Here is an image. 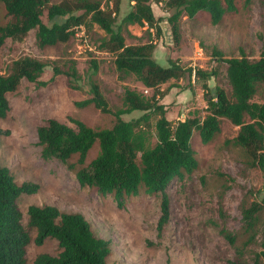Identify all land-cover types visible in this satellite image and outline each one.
Segmentation results:
<instances>
[{
  "label": "rangeland",
  "instance_id": "obj_1",
  "mask_svg": "<svg viewBox=\"0 0 264 264\" xmlns=\"http://www.w3.org/2000/svg\"><path fill=\"white\" fill-rule=\"evenodd\" d=\"M63 0H50L56 3ZM72 1V0H70ZM103 8L113 9L118 3L116 25L126 44L155 43L153 58L162 66L169 59L183 67L214 71L208 79L198 78L192 72L169 79L159 85L164 96L158 98L166 107L165 116L172 122L187 117H204L205 95H212L216 87L223 88L231 98L226 77V63L222 58L239 56L259 57L264 50V0H235L236 9L226 13L218 24H212L208 13L201 11L193 18L179 20V41L174 43L166 17L171 13L166 0H149L157 25L123 23L122 18L133 9L131 0H94ZM46 9L41 15L50 24ZM81 10L75 13H81ZM13 21L0 1V24ZM86 34H74L65 42L40 47L32 29L22 39L7 38L0 48V74L8 73L11 62L23 56L35 57L46 63L40 76L43 85L22 79L14 92L7 93L9 110L0 118V165L9 168L17 183L31 181L38 184L32 194H21L17 206L22 213V225L30 236L25 247V264H33L39 253L55 255L57 240L45 238L34 242L36 229L28 222L27 207L55 205L65 212L81 213L90 223L93 233L109 242L108 263L115 264H235L237 259L252 262L259 251L261 231L264 229V206L256 222L257 238L243 247L247 234L243 231L242 209L252 201L264 200V170L260 169L246 150L233 142L239 126L220 118L219 130L211 140L202 143L197 130L191 135V145L198 162L191 173L173 179L166 187L169 196V218L162 230H157L160 217L159 194L126 197L118 206L112 194L101 195L95 188L80 186L75 170L78 155L68 163L56 158L43 159L37 144L36 128L53 117L74 126L69 118L101 129L111 127L115 117L103 113L92 103L77 102L91 97L90 84L95 81L108 106L116 110L123 105L125 87L142 89L133 74L124 75L114 65V53L101 47L108 34L88 17L80 24ZM75 27V26H74ZM167 29L168 35L164 34ZM93 61L97 66L94 72ZM59 72L53 75V67ZM75 71L76 75H71ZM152 92L149 89L146 94ZM253 101L264 102V86L258 84ZM141 111L121 115L125 120L138 117ZM245 120H248L245 116ZM155 118L151 119L153 125ZM151 130L154 131L153 126ZM7 131V132H4ZM153 142L155 138L153 137ZM264 145V141H263ZM98 152L95 142L85 159L87 164ZM139 161V158H137ZM221 226L236 234L235 245L229 244L219 233ZM236 248L242 249L241 255Z\"/></svg>",
  "mask_w": 264,
  "mask_h": 264
},
{
  "label": "trees",
  "instance_id": "obj_2",
  "mask_svg": "<svg viewBox=\"0 0 264 264\" xmlns=\"http://www.w3.org/2000/svg\"><path fill=\"white\" fill-rule=\"evenodd\" d=\"M7 15L13 21L0 24V48L7 38L22 39L35 29V38L40 47L67 41L74 35L73 27L88 17L108 37L101 47L114 53V65L118 72L133 74L143 88H124L122 107L109 108L98 84H90L91 97L77 102L79 106L92 103L103 113L115 117L111 127L94 129L78 119L69 118L70 126L50 117L36 128L37 144L41 147L43 159L56 158L74 169L68 159L77 154L75 177L80 186L93 187L101 195L112 194L118 206L126 197L137 196L140 188L145 194H159L160 217L157 230L160 232L169 218V196L166 187L183 173H191L198 162L191 145L193 130H197L202 143H207L219 130L220 118L228 119L239 126L233 142L242 146L264 170V102L252 100L258 84L264 86V50L256 59H249L243 53L239 56L222 58L226 63V77L231 88V98L223 88L216 87L214 94L205 95L206 107L203 118L187 117L172 122L165 116L166 107L158 101L164 96L159 85L169 79L182 77L186 72L198 78L208 79L214 71L183 67L169 59L167 66L160 65L152 56L153 41L140 44H126L121 23L116 25L118 3L113 9L103 8L94 0H0ZM133 9L124 15L123 23H146L157 25V19L149 0H131ZM165 6L171 13L166 17L174 43L179 41V20L182 16L193 18L197 13H208L210 22L218 24L223 16L236 9L235 0H166ZM46 9L50 24L42 21ZM82 12L77 14L76 11ZM161 34L160 26L156 27ZM46 63L31 56H23L11 62L8 73L0 74V118L9 110L7 93L14 92L22 79L43 85L40 79ZM94 72L97 69L93 61ZM59 72L53 67V75ZM71 75H76L73 71ZM152 92L147 95L144 90ZM141 111V115L123 119L121 115ZM247 116L248 120H245ZM155 118L153 125L151 119ZM153 126L154 131L151 130ZM3 132L0 129V133ZM7 132V131H4ZM153 137L155 141L153 142ZM98 143L97 154L85 164L88 151ZM139 158V161H137ZM38 184L31 181L17 183L6 166L0 165V264H25V247L30 236L22 225V213L17 206L21 194H32ZM264 200L252 201L242 209V228L247 234L242 246L257 238L256 222ZM29 224L36 229L34 242L41 244L45 238L57 240L59 251L52 255L39 253L33 264H115L108 263L109 242L96 236L88 220L78 212H65L55 205L31 204L27 207ZM219 233L231 245L236 243V234L224 226ZM260 249L252 262L237 259L235 264H264V229L261 231ZM241 255L242 249L236 248Z\"/></svg>",
  "mask_w": 264,
  "mask_h": 264
},
{
  "label": "built area",
  "instance_id": "obj_3",
  "mask_svg": "<svg viewBox=\"0 0 264 264\" xmlns=\"http://www.w3.org/2000/svg\"><path fill=\"white\" fill-rule=\"evenodd\" d=\"M79 28L81 29L82 26H81V25H76L75 27H73V29H74V34H76L77 36H78L79 34H81V36H82V40H83L84 42H86V34L84 33L83 30H81L80 33H79V32H75V29H76V31H77ZM144 92H147V89H145Z\"/></svg>",
  "mask_w": 264,
  "mask_h": 264
},
{
  "label": "water",
  "instance_id": "obj_4",
  "mask_svg": "<svg viewBox=\"0 0 264 264\" xmlns=\"http://www.w3.org/2000/svg\"><path fill=\"white\" fill-rule=\"evenodd\" d=\"M164 34H165V35H168V33H167V29L164 30Z\"/></svg>",
  "mask_w": 264,
  "mask_h": 264
}]
</instances>
